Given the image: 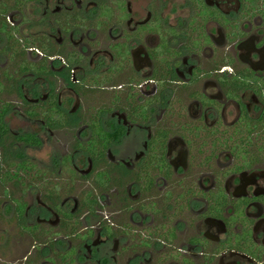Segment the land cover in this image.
Listing matches in <instances>:
<instances>
[{"label":"flooded vegetation","instance_id":"obj_1","mask_svg":"<svg viewBox=\"0 0 264 264\" xmlns=\"http://www.w3.org/2000/svg\"><path fill=\"white\" fill-rule=\"evenodd\" d=\"M0 238L264 264V0H0Z\"/></svg>","mask_w":264,"mask_h":264},{"label":"rangeland","instance_id":"obj_2","mask_svg":"<svg viewBox=\"0 0 264 264\" xmlns=\"http://www.w3.org/2000/svg\"><path fill=\"white\" fill-rule=\"evenodd\" d=\"M4 241H5L4 239L0 238V246H1V247H0V254H2V256H5V257H4V260H6V261L8 262L9 260H12V259L15 258V257L13 256V253H15L16 250H15V252H14V251H13V250H14V247H13L12 245H10V244H8V245L2 247L1 244H3Z\"/></svg>","mask_w":264,"mask_h":264}]
</instances>
